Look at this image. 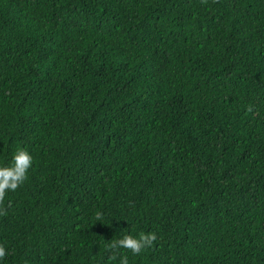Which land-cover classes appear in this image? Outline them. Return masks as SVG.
Wrapping results in <instances>:
<instances>
[{"label": "trees", "instance_id": "trees-1", "mask_svg": "<svg viewBox=\"0 0 264 264\" xmlns=\"http://www.w3.org/2000/svg\"><path fill=\"white\" fill-rule=\"evenodd\" d=\"M21 148L2 264H264V0H0Z\"/></svg>", "mask_w": 264, "mask_h": 264}, {"label": "clouds", "instance_id": "clouds-1", "mask_svg": "<svg viewBox=\"0 0 264 264\" xmlns=\"http://www.w3.org/2000/svg\"><path fill=\"white\" fill-rule=\"evenodd\" d=\"M32 163L33 157L26 149L21 148L17 149L13 155L10 166H0V201L4 199L6 192L15 191L23 183ZM0 214H3V209H0ZM96 219H101L100 213L96 214ZM155 240L156 235L154 233H140L137 236L124 235L122 238L115 240L111 247L129 250L135 256L150 247ZM6 255L7 249L4 246H0V264H2ZM112 259L117 260V257L113 256ZM118 264H129L127 255H120Z\"/></svg>", "mask_w": 264, "mask_h": 264}]
</instances>
